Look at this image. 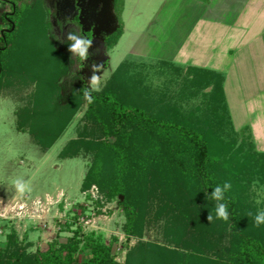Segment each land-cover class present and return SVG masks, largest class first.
Segmentation results:
<instances>
[{
    "label": "rangeland",
    "instance_id": "rangeland-1",
    "mask_svg": "<svg viewBox=\"0 0 264 264\" xmlns=\"http://www.w3.org/2000/svg\"><path fill=\"white\" fill-rule=\"evenodd\" d=\"M190 4L189 0L184 1L180 10L174 13L176 0H116L114 13L122 22L123 35L116 46L109 47L108 39L120 29L116 15L117 30L107 41L104 39L102 53L94 59L99 64L83 70L84 85L70 48L60 46L49 33L42 0H17L18 14L12 20L18 31L7 34L12 47L0 52V61L4 63L3 79L0 77V250H5L7 237L12 232L24 242L31 255L48 250L55 241L59 246L80 238L82 246L86 237L94 236L111 248L117 264H135V254L141 248H148L150 253L158 249L175 255L189 252L199 259L219 256L216 251L199 250L201 243L208 240L212 243L216 237V248L222 249L233 239L230 224L222 227V219L215 218L213 222L218 221L217 224H210L204 214L206 209L199 207L195 211L194 204L177 202L169 197L160 177L155 183L148 180L149 184L141 192L132 191L138 221L134 234L129 237L127 216L120 204L124 197L109 202L98 184L113 174L102 152L103 143H114L116 138L107 137L101 127L86 118V104L47 153L35 142L33 134L18 129L19 120L31 127L33 113L38 112L30 108L38 95L35 84H29L32 74L45 84L40 95L45 103H57L61 97L67 107L74 103L72 100L83 85L99 92L121 66L126 67L124 73L128 85H139L142 81L141 86H147L154 102L159 104L158 99H161L176 106L185 116L193 112L199 116L205 94L213 87L210 82L200 80L197 85L192 84L197 74L189 69L227 71L229 65L217 37L210 42L211 48L201 50L199 13L193 12L188 7ZM10 10L0 2V21L2 13ZM6 27L7 24L3 26ZM155 36L158 37L156 42L153 41ZM56 48L64 56L59 58V63L54 57ZM248 68L250 74L239 75V81L230 79L226 82L228 108L235 129L245 136L251 134L258 150L264 151V67L259 59ZM93 76L99 78L98 89H93L90 84ZM138 88L141 89L140 85ZM184 99L188 101L182 102ZM151 105L143 104L142 100L137 104L139 108ZM27 106L30 107L23 111ZM52 115L50 117H54ZM58 115L57 125L64 118ZM169 115L174 116V113ZM47 119L45 113L40 118L43 128L48 126ZM201 122H198L200 126ZM241 139L240 136L238 143ZM71 142L78 144L73 148L77 156L61 160L60 154ZM19 177L29 185L30 190L24 195L18 194L13 186V181ZM251 191V198L256 202L250 204L251 207L255 211L264 210V175ZM81 206L86 211L75 220V213H82ZM239 219L248 229V216L244 214ZM69 222L68 229L66 223ZM173 224L179 225L181 231L173 233ZM260 230L258 228L257 233ZM168 251L164 255L177 264L179 259L175 260Z\"/></svg>",
    "mask_w": 264,
    "mask_h": 264
},
{
    "label": "trees",
    "instance_id": "trees-1",
    "mask_svg": "<svg viewBox=\"0 0 264 264\" xmlns=\"http://www.w3.org/2000/svg\"><path fill=\"white\" fill-rule=\"evenodd\" d=\"M7 12L9 11H4L1 15L0 52L12 47L7 34L18 31L14 20L7 22L18 14V7L11 15ZM117 17L120 29L108 39L109 47L116 46L123 35L122 22L118 15ZM33 31L35 33V30ZM56 51L54 57L59 63V58L64 56L57 48ZM3 67L4 63L0 61L1 79L4 76ZM125 69V66H121L99 92L92 91L84 86L85 82L82 83L84 85L80 92H77L72 100L74 103L67 107L61 97L57 99V103H45L40 97L45 84L32 74L33 78L29 84H35L38 95L37 100L29 107L33 112H38L33 113L34 122L31 127L28 123L26 125L25 121L19 120L18 129L33 134L35 142L47 153L68 130L78 110L86 104V118L101 127L107 137L116 138L114 143H103L102 152L105 158L107 157L108 169H111L113 174L98 184L102 195L109 202L117 197H124L120 204L127 216L126 233L129 237L134 234L133 229L138 221L131 193L135 189L136 192H141L143 187L149 184L148 180L155 183L160 177L169 197L175 198L177 202L182 200L185 204H194V210L199 207L206 209V216L213 215L212 221L207 219L213 225L219 221L217 219L218 221L213 222L215 205L228 204L229 219L220 220V225H231L230 235L233 239L222 249L216 248V237L212 243L208 240L207 244L198 245L199 250L218 252V257L204 256L198 259L189 252L175 255L168 250L158 249L150 253L148 248H141L140 252L135 254V264H173L170 257L164 255L165 251L173 254L175 260L179 259L177 264H264V228L263 225L257 227L253 216L249 215L250 212H256L250 205L256 204L251 198V189L261 175H264V151L258 150L251 134L245 136L235 129L226 100L224 76L212 70L194 67L189 69L194 75L197 74L196 78L193 77L192 84L197 85L200 80L210 82L213 88L210 93L205 94V102H202L204 107L201 106L198 110L200 115L193 112L185 116L176 106L169 105V102L161 99H158L159 104L154 102L147 86H141L142 81L138 83L141 89L136 84L128 85ZM17 77L24 81L22 77ZM1 86L2 84L0 89ZM85 91L91 96L90 101L85 97ZM141 100L145 105H154L139 108L137 104ZM29 107H25L23 111ZM152 108L153 111H150ZM171 112L174 116L169 115ZM44 113L48 115V126L43 128L40 118ZM58 114L64 118L57 125ZM51 115L54 117H50ZM200 121L201 126L198 124ZM246 130L249 131L248 128ZM240 136L241 143H238ZM75 144L71 142L64 148L59 156L61 160L77 156L73 148L78 144ZM226 182L230 183L231 187L225 190V200H213L211 194L214 187L220 185L223 188ZM81 211V214L75 213V220L79 219L86 209L81 206ZM244 214L249 219L248 229L239 219ZM66 225L68 229L71 226L70 222ZM258 228L261 230L257 233ZM171 229L173 233L181 231L180 226L176 224H173ZM7 239L5 250H0V264H117L111 248L94 236L86 237L82 246L80 238L59 246L55 241L49 245L48 250H39L33 255L29 254L23 245L24 242L19 240L15 232ZM212 247L215 249L211 250ZM139 260L143 262L140 263Z\"/></svg>",
    "mask_w": 264,
    "mask_h": 264
},
{
    "label": "crops",
    "instance_id": "crops-1",
    "mask_svg": "<svg viewBox=\"0 0 264 264\" xmlns=\"http://www.w3.org/2000/svg\"><path fill=\"white\" fill-rule=\"evenodd\" d=\"M184 1L186 0H176L174 13L180 10ZM189 1L191 4L188 7L199 13L201 50L211 48L210 42L215 37L219 42L218 46L225 50L229 65L227 71H214L224 76L226 94V82L230 79L239 81V75L250 74L249 65L258 63L260 59L264 67V0ZM157 38L155 36L153 41Z\"/></svg>",
    "mask_w": 264,
    "mask_h": 264
},
{
    "label": "flooded vegetation",
    "instance_id": "flooded-vegetation-1",
    "mask_svg": "<svg viewBox=\"0 0 264 264\" xmlns=\"http://www.w3.org/2000/svg\"><path fill=\"white\" fill-rule=\"evenodd\" d=\"M69 1L71 2V0ZM0 2L3 3L6 8H11L12 11L7 12L8 15L13 14L15 8H17V0H0ZM42 2L46 10V22L49 33L53 35L55 41H58L60 46L62 45L63 47L66 46L70 48L72 42L67 38L70 32H75L78 35L83 34L91 39L92 43L88 48V55L84 60H80L78 53L72 52L79 67V77H82V83H84L85 73L83 70H88L91 66L96 67L97 64H99L94 59L101 55L103 48L102 40L105 39L107 41V33L100 32V35L95 34V25L89 26L87 28L90 29L89 31H83V27L79 22L82 9L78 7V0H75V2L73 1V6L71 4H67L64 0H42ZM12 21V19L7 20L8 23Z\"/></svg>",
    "mask_w": 264,
    "mask_h": 264
},
{
    "label": "clouds",
    "instance_id": "clouds-1",
    "mask_svg": "<svg viewBox=\"0 0 264 264\" xmlns=\"http://www.w3.org/2000/svg\"><path fill=\"white\" fill-rule=\"evenodd\" d=\"M68 40L71 41L70 50L73 53H78L80 60H84L86 56L88 55V48L90 47L92 41L89 39L86 35L83 34H77L75 32H70L68 34ZM100 81L99 78L96 76H93L90 84L93 89H98ZM85 97L91 100V96L87 91L84 93ZM13 186L15 191L20 194L24 195L26 192H28L29 185L25 181L23 177L16 178L13 181ZM231 187L230 183H224L223 188L220 185H217L214 187V190L211 194V198L217 202L221 200H225V190L229 189ZM215 218L216 219H222L224 221H227L230 216L229 207L227 203H217L214 208ZM249 215L253 216L254 223L257 227L264 225V210H258L255 213H249ZM208 220H213V215H208Z\"/></svg>",
    "mask_w": 264,
    "mask_h": 264
},
{
    "label": "water",
    "instance_id": "water-1",
    "mask_svg": "<svg viewBox=\"0 0 264 264\" xmlns=\"http://www.w3.org/2000/svg\"><path fill=\"white\" fill-rule=\"evenodd\" d=\"M64 1L72 6L73 1L75 2V0ZM115 2L116 0H78V7L82 9L79 22L83 31L87 32L90 30L87 29L89 26L95 25V34L100 35V32H105L108 37L113 35L118 27L117 17L114 13ZM102 43H104V39Z\"/></svg>",
    "mask_w": 264,
    "mask_h": 264
},
{
    "label": "bare ground",
    "instance_id": "bare-ground-1",
    "mask_svg": "<svg viewBox=\"0 0 264 264\" xmlns=\"http://www.w3.org/2000/svg\"><path fill=\"white\" fill-rule=\"evenodd\" d=\"M116 3V2H115Z\"/></svg>",
    "mask_w": 264,
    "mask_h": 264
}]
</instances>
